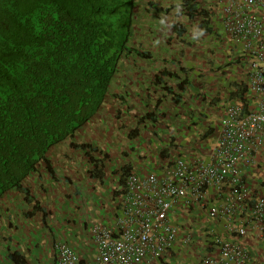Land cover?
<instances>
[{"label": "built area", "instance_id": "built-area-1", "mask_svg": "<svg viewBox=\"0 0 264 264\" xmlns=\"http://www.w3.org/2000/svg\"><path fill=\"white\" fill-rule=\"evenodd\" d=\"M216 2L223 31L216 39L229 46L246 103L231 97L214 138L162 157L159 173L128 174L114 221L91 228V257L60 241L53 264H179L183 250L197 247L196 264H255L245 239L264 237V181H248L255 169L264 171V0ZM167 143L163 149L177 144Z\"/></svg>", "mask_w": 264, "mask_h": 264}, {"label": "trees", "instance_id": "trees-1", "mask_svg": "<svg viewBox=\"0 0 264 264\" xmlns=\"http://www.w3.org/2000/svg\"><path fill=\"white\" fill-rule=\"evenodd\" d=\"M136 5V0H0V197L15 190L27 198L23 180L46 163L53 145L92 119L118 78L120 63L132 55L151 58L130 46ZM183 7L209 31L207 10H198L191 0H183ZM172 28L176 38L185 34L181 25ZM188 71L162 70L151 83L178 106L189 87ZM237 88L232 97L246 103L244 84ZM159 104L138 124H156ZM136 136V130L129 133ZM168 152L163 149L161 156ZM93 165L92 175L99 178L101 164ZM129 170L121 167V176Z\"/></svg>", "mask_w": 264, "mask_h": 264}, {"label": "crops", "instance_id": "crops-1", "mask_svg": "<svg viewBox=\"0 0 264 264\" xmlns=\"http://www.w3.org/2000/svg\"><path fill=\"white\" fill-rule=\"evenodd\" d=\"M197 32L200 33L194 30L190 32V38ZM216 33L221 35L223 31L214 29L213 36ZM209 42L211 44V41ZM193 43V40H190L189 44L182 46L185 59L191 64L182 67L189 70L187 74L189 87L187 93L184 92L181 96L182 101L185 98V116L198 118L200 120L198 124H204L201 122L202 116L199 113L209 117L216 114L215 108H221L220 114H222L227 101L232 97L231 94L237 91V86L242 79L237 66L227 65L215 74L208 65L207 56L204 53L206 50L219 48L216 50V57L220 56V59L224 60L229 46L225 45L222 49L217 40L212 43L214 48L210 45L206 46L202 40L199 44ZM224 43H226L225 40ZM173 71L176 72L177 69ZM208 82L221 89L218 92L219 95L212 94L210 98L207 95L203 97L199 95L200 90L196 86L201 87V84ZM113 84L116 85V83ZM116 96L119 95L111 90L92 117L91 137L82 132L84 124L73 134L70 142L65 139L47 151L46 163H39L37 170L22 182L23 188L28 190L27 198L23 193L15 190H9L0 197V264H15L16 259L25 264H53L55 256L53 245L60 241L70 244L80 257H91L93 246L91 228L95 224H108L114 221L118 208H116L119 196L117 190L121 187L120 182L124 180V177L133 172L143 174L146 169L158 173L161 171L163 163L167 162L166 160L163 162L161 156L165 144H161V149H159L160 146L158 148L155 146L157 145L155 140L151 147H145L143 143L141 147H138V143L134 145L133 140L140 138L139 129L142 123L133 130L129 131L126 128L120 131L122 134L116 130L122 121L116 116V108H128L127 103L119 105L120 102L115 99ZM108 100L109 103H107ZM124 101L131 102L130 105H133V108L136 106L135 98L132 101L131 99ZM178 121L183 120L173 115L170 122L168 121L174 131H177L176 128H183L182 125L175 126ZM111 123L114 125L112 126ZM100 125L103 127L101 131H97ZM169 125L167 130L171 132L172 128ZM190 126L185 128L192 130ZM216 127H210L202 132L199 138L193 139L192 136L196 135L178 131L180 132L178 136L172 137L175 139L173 143L179 146L174 145L170 148L167 156L171 153V157L189 153L191 146L197 147L196 142L200 139L214 138L213 132L216 134ZM134 130L137 131V136L129 138V133ZM208 131L211 133L207 134ZM109 135L112 136L109 137ZM110 141L112 152L102 150L101 145L107 146V142ZM191 141L192 143L194 141L193 145ZM118 142L121 146L126 145V148L117 149ZM91 148H95L96 151H92ZM111 148L108 145V149ZM111 153L113 156H110ZM95 160L101 164L96 169L99 172V178L92 175ZM125 165L130 166L129 173L121 176L120 168ZM248 181L253 186L264 181V171L255 169ZM245 243L255 255V264H264V237L262 239L249 237L245 239ZM188 254H190L189 250H183V257ZM199 254L200 250L196 249L190 257L194 256L196 259ZM189 258H180L178 263L190 264L195 261Z\"/></svg>", "mask_w": 264, "mask_h": 264}, {"label": "rangeland", "instance_id": "rangeland-1", "mask_svg": "<svg viewBox=\"0 0 264 264\" xmlns=\"http://www.w3.org/2000/svg\"><path fill=\"white\" fill-rule=\"evenodd\" d=\"M136 2L137 5L135 7L134 31L130 41V46L149 53L151 58L140 59L135 55H132L127 59H124L119 65L120 73L116 80V85L113 84L110 91L114 90L119 95L115 97V99L120 102L118 103L119 105L127 103L128 108H116V116L122 120L121 123H119L121 125L117 126L116 130L122 134L120 131H123L126 128L130 131L134 128H137V125L140 126V124L137 123L138 119L144 113L153 111V106L160 100V104L156 112L159 115L157 123L154 125L142 123L143 125L139 129L140 138L133 140L135 141L134 145L138 143V147H141L143 143V145L145 144V147H151L153 141L155 140L157 143L155 146L157 148L160 146L159 149H161V144H166L167 142L172 143V141L174 142L175 139H173L172 136H178V133H180L178 131H186L191 135H196L192 136V139L199 138L202 132L207 131L210 127L214 128L217 126L221 108H215L216 114L209 117L203 116L202 113H199V115L202 116L200 117L202 119L201 122L204 124H198L200 121L198 118L185 116V98H183L181 105L174 107L171 103V99L169 97L162 98L161 90L158 87H154L151 82L153 76L159 71H173L174 69H177L178 71L180 67L191 64L189 61H186V56L182 47L183 45L189 44L190 40H193L195 44H199L200 40H202L206 46L210 45L213 47L212 43H215L217 40L216 38H218L220 35H217L218 33H216L214 34V37L212 32L214 29L222 31L218 17L220 8L216 0H191L192 3L197 5L198 10L205 9L209 13L210 25L208 26L209 31L206 32L199 26L201 22L200 17L197 16L193 19L188 18L187 12L183 7V0H136ZM173 24L181 25L185 29V34L182 38L179 39L175 37L172 28ZM193 30L200 31V33H193L194 36L190 38V32L192 33ZM202 34L204 37H200ZM209 41H211V44H209ZM216 50H219V48H209V50L204 52L207 56L208 65L211 68V71H213L215 74L219 70L224 69L222 67L230 65L227 56L226 58L224 56V60L220 59V56L216 57ZM127 79L129 81H127ZM165 81L168 86L173 85V82L169 80ZM196 88L200 90L199 95L202 97L207 95L209 98L212 94L219 95L218 92L221 90L209 82L206 84H201V87L197 85ZM118 97L122 98L118 99ZM133 98L136 99V106L134 108L133 105H130L131 102L124 101L126 99H131L132 101ZM218 98L219 97H217V99ZM107 103H109V100ZM221 107L223 110V106ZM119 112L123 114L120 115ZM172 115L174 117H180L183 120L180 122L178 121L175 125H182V129L176 128L177 131H174L173 127L169 125ZM111 125L113 126L114 124L111 123ZM168 125L172 128L171 132L167 130ZM189 125L192 126V130L185 128L186 126L189 127ZM200 126H202L201 129ZM102 127L103 125H100V129L97 128V131H101ZM82 132L91 137V120L82 127ZM110 136L112 135H109V137ZM71 138L72 137L67 138V141L70 142ZM199 141H197L196 144ZM120 142L122 143V140ZM120 142H118L119 145L117 149L122 147L125 149L126 145L121 146ZM191 144L193 145L194 141L193 143L191 141ZM108 145L111 148V141L107 142V146L102 144L101 149L112 152L113 148L108 149ZM175 147H177V144ZM104 155L106 154L104 153ZM110 156H113V154L111 153ZM194 222V220L191 221L192 226L194 225ZM180 247L183 248L181 245ZM199 248L200 247H197V250ZM189 252L190 254H188L186 257L181 255L182 258H189L193 253L192 249H190ZM189 259H195V257L193 256ZM197 259L198 256H196L195 261L190 264H196V261L199 260Z\"/></svg>", "mask_w": 264, "mask_h": 264}, {"label": "clouds", "instance_id": "clouds-1", "mask_svg": "<svg viewBox=\"0 0 264 264\" xmlns=\"http://www.w3.org/2000/svg\"><path fill=\"white\" fill-rule=\"evenodd\" d=\"M128 79H129V78H128ZM128 79H127V81H129ZM116 80H117V79H115V81H114L113 83H116ZM112 85H113V84H112ZM112 85H111V86H112ZM108 95H109V94H108ZM121 98H122V97H118V99H121ZM171 103H172V102H171ZM101 106H102V105H101ZM137 123H138V122H137ZM146 123H147V122H146ZM40 163H43V162H40ZM37 167H38V165H37ZM32 174H33V173H32ZM30 175H31V174H30ZM27 177H28V176H27ZM27 177H26V178H27ZM124 178H125V177H124ZM123 182H124V180H123ZM120 185H122V184H120ZM90 233H91V232H90Z\"/></svg>", "mask_w": 264, "mask_h": 264}]
</instances>
